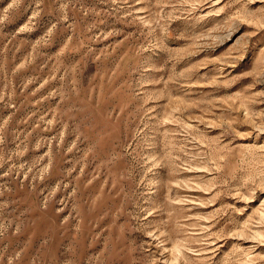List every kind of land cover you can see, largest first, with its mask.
Returning <instances> with one entry per match:
<instances>
[{"label":"rangeland","instance_id":"1","mask_svg":"<svg viewBox=\"0 0 264 264\" xmlns=\"http://www.w3.org/2000/svg\"><path fill=\"white\" fill-rule=\"evenodd\" d=\"M0 264H264V0H0Z\"/></svg>","mask_w":264,"mask_h":264}]
</instances>
